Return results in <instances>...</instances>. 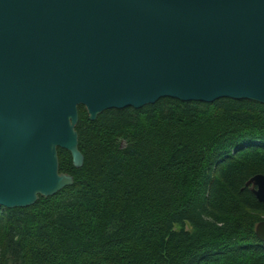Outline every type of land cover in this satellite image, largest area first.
<instances>
[{
	"label": "water",
	"instance_id": "water-1",
	"mask_svg": "<svg viewBox=\"0 0 264 264\" xmlns=\"http://www.w3.org/2000/svg\"><path fill=\"white\" fill-rule=\"evenodd\" d=\"M264 104V0H0V206L74 184L79 106ZM264 202V174L246 183ZM264 242V220L256 225Z\"/></svg>",
	"mask_w": 264,
	"mask_h": 264
},
{
	"label": "trees",
	"instance_id": "trees-1",
	"mask_svg": "<svg viewBox=\"0 0 264 264\" xmlns=\"http://www.w3.org/2000/svg\"><path fill=\"white\" fill-rule=\"evenodd\" d=\"M74 184L29 207L0 206V264H264V104L164 97L90 120Z\"/></svg>",
	"mask_w": 264,
	"mask_h": 264
}]
</instances>
